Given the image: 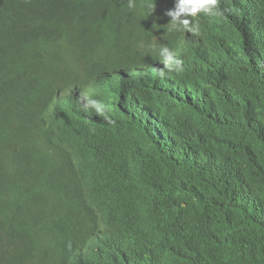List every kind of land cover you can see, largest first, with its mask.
Listing matches in <instances>:
<instances>
[{"label": "trees", "instance_id": "obj_1", "mask_svg": "<svg viewBox=\"0 0 264 264\" xmlns=\"http://www.w3.org/2000/svg\"><path fill=\"white\" fill-rule=\"evenodd\" d=\"M236 1L264 16V0ZM174 5L0 0V264L54 260L58 251L44 252L53 233L68 246L74 231L62 203L115 216L119 243L106 255L71 242L80 260L264 264V92L238 54L199 73L191 51L221 56L230 45L201 14L179 49L183 32L166 31ZM150 45L176 50L183 71L164 70ZM116 48L131 51L112 57L111 83L103 68L86 71ZM83 96L113 122L83 111ZM141 104L158 113H132ZM114 160L123 172L108 168ZM84 172L90 186L68 199L63 174Z\"/></svg>", "mask_w": 264, "mask_h": 264}, {"label": "clouds", "instance_id": "obj_2", "mask_svg": "<svg viewBox=\"0 0 264 264\" xmlns=\"http://www.w3.org/2000/svg\"><path fill=\"white\" fill-rule=\"evenodd\" d=\"M234 1L236 2V7L228 8V0H175L174 8L166 12V15L170 17V27L166 29V31L183 32L181 35L182 40L178 42V48L183 50L185 46L191 42L193 37L192 35H188V33L198 31L199 21L205 19L203 15L211 16L209 20H211L215 28L220 30L222 36H224V42L229 43L230 47L226 49V52L221 56L208 55L207 52L200 55L197 51H191L193 54L191 57L193 58L194 56L197 59V71L206 76L222 68V66L218 64L220 59L223 63H226L231 53L238 54L241 56L246 69L251 73L252 81L258 89V96H260L259 92H264V80L261 76V70L264 69V16L250 15L245 8L241 6L239 1ZM132 7H134V0H129V8ZM150 7L152 12L155 8V4L150 5ZM149 49L150 51L156 50L158 52L160 61L164 65V70L167 72L180 73L183 71V62L177 58L175 53L176 50L174 52L166 46L157 49L155 45H150ZM125 50L131 51L129 49L116 48L113 52H110L108 60L102 67L88 68L86 71L93 73L95 69L103 68L104 72L96 75L111 83L113 79L112 73L114 71L111 62L112 57L120 56L127 59L123 53ZM163 74L164 71L162 70L160 76L163 77ZM131 78L137 77L132 74ZM78 99L81 100L83 111L87 112L90 109L94 110L98 116H102L109 123L113 122L108 115V110L101 101L90 96H83ZM144 109H148L155 114L158 113L154 108L145 104H141L136 109L137 111H133L132 113L147 117L153 116V114L144 112ZM112 167L115 170L123 172L116 160L109 163L108 168L111 169ZM102 170L104 173L106 172V168H102ZM63 175L65 182L64 195L68 199L73 197L77 190L88 188L91 184L89 172H84L76 179L70 178L68 174ZM62 208L70 212L74 228L69 244L71 242H76L81 250H85L86 247H91L94 252L101 254L106 253V255H108L113 246L119 243V239L115 232L108 228V222L110 219L115 218L114 215H110L108 212L102 213L99 207L77 208L62 203ZM121 221L123 222V220ZM106 245H109V247L105 248ZM68 246L61 242L54 232L46 244L44 251H58V256L54 260H40L31 263L21 260L20 264H102L78 259L77 256L68 250ZM124 247L127 246L124 245Z\"/></svg>", "mask_w": 264, "mask_h": 264}, {"label": "water", "instance_id": "obj_3", "mask_svg": "<svg viewBox=\"0 0 264 264\" xmlns=\"http://www.w3.org/2000/svg\"><path fill=\"white\" fill-rule=\"evenodd\" d=\"M257 48H259V47H257Z\"/></svg>", "mask_w": 264, "mask_h": 264}]
</instances>
